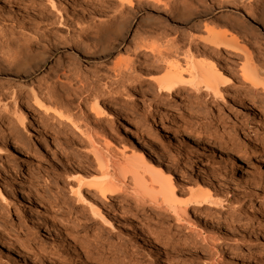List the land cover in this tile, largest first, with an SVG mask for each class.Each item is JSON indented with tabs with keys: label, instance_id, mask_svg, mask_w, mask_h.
<instances>
[{
	"label": "rangeland",
	"instance_id": "1",
	"mask_svg": "<svg viewBox=\"0 0 264 264\" xmlns=\"http://www.w3.org/2000/svg\"><path fill=\"white\" fill-rule=\"evenodd\" d=\"M1 1L3 151L22 132L8 107L27 115L30 92L60 93L77 112L89 113L96 98L107 114L101 119L91 114L90 125L96 131L113 129L111 135L103 133L101 144H94L101 154L118 162L132 154V142L123 147L120 140L125 116H134L135 129L146 143L147 161L171 170L178 196L188 198L190 191L212 182L210 187L219 188L225 202L223 208L205 205L199 217L190 213V224L120 193L110 202L99 201L101 216L93 215L87 189L80 188L84 198L75 194L79 168L96 174L87 152L89 143L68 125L60 129L49 123L42 129L37 124L26 149L19 147L8 163L2 160L5 155L0 156V165H7L0 172V239L13 248L9 252L0 246V264H264V95L253 100V94L241 86L237 69L242 56L225 54L217 66L231 75L220 86L221 98L201 91L171 105L162 103L158 93L157 81L165 75L167 63L177 60L184 67L182 54L188 43L202 35L203 25L214 19L217 9L193 7L190 16L174 20L163 5L174 0H158L159 4L143 0V5L114 19L123 22L121 27L97 34L96 25L113 18L114 0H21L20 7ZM259 1H245L235 13L245 21V35L255 43L247 45L253 61L264 62V26L255 19ZM99 5L106 8L104 13ZM20 12L28 14L30 29L23 33L34 46L10 67V48L2 43L22 40L20 30L10 23L14 17L22 18ZM37 20L43 23L34 27ZM173 48L178 56L166 55ZM161 53L162 61L156 60ZM123 65L130 67L128 72ZM19 89L22 94L15 102ZM220 119L228 123L231 135L219 136ZM201 127L206 131L197 138ZM104 142L111 143L109 151ZM17 185L27 193L26 200L17 193ZM145 236L152 245L142 240Z\"/></svg>",
	"mask_w": 264,
	"mask_h": 264
},
{
	"label": "bare ground",
	"instance_id": "2",
	"mask_svg": "<svg viewBox=\"0 0 264 264\" xmlns=\"http://www.w3.org/2000/svg\"><path fill=\"white\" fill-rule=\"evenodd\" d=\"M3 1L1 2L3 3ZM6 1L12 2L18 7H20L22 2L21 0ZM26 1L28 2L29 0ZM47 1L52 3V0ZM142 1L143 0H114L115 9L112 8L114 9L113 13L112 11L110 13L113 15V18L111 20L105 19L100 21V23L96 25V33L104 34L115 28L121 27L123 22H114V19L122 18L124 11L128 12L131 8L134 9L143 5ZM153 1L155 4L160 3L158 0ZM245 1L248 0H174L163 3L164 6L169 7V13L174 20H181L183 15L190 16V9L193 7L201 10H208L213 7L217 10L214 13V19L210 23L203 25L202 35L196 38L193 37L190 43H188L187 50L182 54L184 67H181V64L177 60L170 64H165V75L157 81L158 93L162 96V103L171 105L172 103H176V105H179L184 97H197L200 95L201 91L206 92V95L211 97L221 98L220 86L223 83H227L231 76L228 75V77L224 75L225 72H230L227 68L223 71L221 69L222 67H217L224 60L223 56L225 54L228 55V57H231L233 54L242 56L243 61L239 66L240 68L237 69V72L240 77L241 86L244 87L246 91L253 94L251 99L255 100L254 96L260 97V93L264 95V62L259 60L258 62L253 61L252 54L249 52L247 45L251 46L255 43L252 42V37L245 35L247 28L245 21L242 17H237L235 13L243 7ZM229 8L232 10H228ZM105 10V7L99 5L100 12L104 13ZM256 10L255 19L259 25L264 26V0H260L257 3ZM20 14H22L21 19L14 17L10 23L12 28L20 30L19 34L22 36V40H8L2 43L7 48H10V67L15 66L18 58L30 52L34 46L31 38L23 33V31L30 29V25H28L27 22L28 14L22 12H20ZM67 18L68 17H66V19ZM58 19V23H61L62 17L58 16ZM42 23V21L37 20L32 24L34 27H39ZM170 54L178 56V49L173 48L172 52L166 53V55ZM162 56L161 53L157 56L156 60L160 61L163 58ZM122 68L126 71L130 69L127 65H123ZM16 70L18 69L16 68ZM123 70H121V72H123ZM184 75H187V78H185ZM225 78L227 80H224ZM21 94V89H19L18 94L14 95V101L21 96ZM1 95L2 94H0V96ZM29 97L31 100L30 103H28L27 108L29 113L27 115L20 110L14 109V107L10 109L8 107L12 122L14 125L20 126L22 132L18 135V139L6 143V151L0 148V156H6L2 160L8 163L9 160L15 156L19 147H25L26 149L36 134L38 127L44 129L49 123L55 124L60 129L67 125L68 127L70 126L73 132H77L81 134V136H84L83 138L89 143L87 152H91L92 161L95 163L96 174H89V172L84 173L81 170L82 168L79 167L81 171L78 169L79 171H77V174L74 173L75 177H77V191L75 194L76 196L84 198L85 195H82L79 191L81 187L87 189L86 194L89 193V196H91V202L88 203L87 206L93 215L98 217L101 216L97 206L99 201L100 204L110 202L111 197L120 193L130 195L135 203L141 206L147 204L155 210L172 212L177 217L175 220L190 224V220L192 221V219H190L189 214L192 213L199 217L201 209L205 205L223 208L222 205L225 202V198L220 195L221 190H219V188L210 187L214 186L212 182L211 184L206 183L205 186L195 191H190L188 198L184 199L180 197L181 195L178 196L176 194L171 170L167 168L166 170L163 169L160 164L154 166L152 163L148 162L149 160L144 150L146 143L135 129L134 116H125L127 120L122 127L124 139L120 140V144L122 143L123 147H126L129 141L132 142L134 147L133 152L130 151L132 152L130 156L126 158L123 157L125 159L123 162H118L108 157L106 153V156H104V153L101 154V152L96 149V142L104 138L103 133L106 131V135H111L113 129L108 126L105 128L103 127V130L101 129L102 131H99L100 129L96 131V127L94 128V125H90V121H88L92 116L95 119H101L107 114L105 113L104 107H102L101 101L96 98L91 101L88 113L82 109L78 112L73 110L66 97L50 90H47L44 94L32 91ZM247 103L250 104L249 106L251 108L253 103L251 101ZM7 105L8 104H3V108H7ZM91 114L92 116H90ZM218 123L222 125L219 136L231 135L229 130H227V122H223V120L220 119ZM37 124L39 125L38 127ZM212 124V121L208 123L209 126ZM203 131H206L204 127L198 129L196 137H202L201 133ZM239 132L243 133L244 131L242 129ZM58 136L59 133L53 134V137ZM110 141L111 140H109V142ZM109 142H106L107 144L104 142L106 145L103 148L107 151L110 150L109 144L111 143ZM95 143L96 145L94 146ZM151 153L156 154L155 151ZM5 168H7V165H5V167L0 165V172L4 171ZM16 190L22 199L26 200L27 193L20 185H17ZM212 190L216 194L215 196L220 195L222 197H214ZM92 196H96V199L94 197L92 198ZM161 237L162 236H159L158 238ZM142 240L148 245H152L149 237L145 236ZM0 246L9 252H13L12 246L2 239H0Z\"/></svg>",
	"mask_w": 264,
	"mask_h": 264
}]
</instances>
